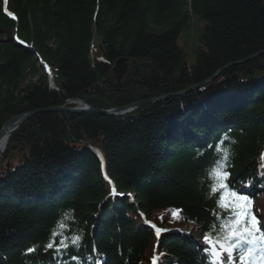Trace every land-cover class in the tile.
Listing matches in <instances>:
<instances>
[{"label": "trees", "instance_id": "obj_1", "mask_svg": "<svg viewBox=\"0 0 264 264\" xmlns=\"http://www.w3.org/2000/svg\"><path fill=\"white\" fill-rule=\"evenodd\" d=\"M229 64L131 113L54 110L120 108ZM31 111L0 155V264H211L204 234L233 215L210 189L218 160L264 231V0H0V129Z\"/></svg>", "mask_w": 264, "mask_h": 264}, {"label": "snow or ice", "instance_id": "obj_2", "mask_svg": "<svg viewBox=\"0 0 264 264\" xmlns=\"http://www.w3.org/2000/svg\"><path fill=\"white\" fill-rule=\"evenodd\" d=\"M7 14L15 19L12 13L8 12ZM222 167L223 164L218 160L208 170L209 178L214 181L210 189L213 194L220 192L217 206L224 211H231L233 215L219 225V231L214 225L210 232L204 234V241L209 246L206 251L210 254L211 264H224V254H227L228 264H232L233 259L236 258L239 259L240 264H264V231L259 227L256 216L249 215L251 203L247 197L237 195L230 190L227 194L223 192L227 185L222 181L226 179L227 173H221ZM241 201L243 204L240 203ZM176 215L177 213L174 212L173 216ZM60 226L66 227L67 225L60 224ZM159 231L157 229L158 234ZM55 234L53 233V235ZM80 239L79 235H75L71 237V243L78 245ZM242 245H247V248L238 257H234L233 253ZM67 246L68 244L64 240H60L59 243H48L46 248L55 247L57 251H60ZM28 251H35V248H30ZM153 264H155V258H153Z\"/></svg>", "mask_w": 264, "mask_h": 264}, {"label": "water", "instance_id": "obj_3", "mask_svg": "<svg viewBox=\"0 0 264 264\" xmlns=\"http://www.w3.org/2000/svg\"><path fill=\"white\" fill-rule=\"evenodd\" d=\"M239 63V62H237ZM237 63H233V64H237ZM233 64H229L227 66H224L222 67L221 69L217 70L214 74H212L209 78L203 80L202 82H199L197 84H194L190 87H188L187 89L185 90H180L178 92H173L171 94H164V95H161V96H158V97H153V98H148V99H145V100H141V101H138V102H133V103H130L128 105H125L121 108H118V109H114V110H110V111H104V110H99V109H95V108H92V107H84V108H81V107H77V108H66L64 106H61V107H56L54 108V110H59V111H65V112H83V111H91V112H101V113H108V114H116V113H122V112H125V111H129V110H133L135 108H138L140 106H143L145 104H150V103H156V102H159V101H164L168 98H170L171 96H178V95H181L183 93H186L188 91H191L193 89H197L199 87H202L204 85H206L207 83H209L216 75H219V73L225 69L226 67L230 66V65H233ZM127 69V60L124 59V58H119L115 61L114 65H113V72L117 75V77H120L121 75H123L125 73ZM78 102H82L80 100H77ZM36 111H31V112H27V113H23V114H19V115H16V116H13L11 118H9L7 121H5V123L2 125L1 129H0V135L2 133V131L6 128H10V132L11 131H14L17 127H19L25 120L26 118H28L29 116L35 114Z\"/></svg>", "mask_w": 264, "mask_h": 264}, {"label": "rangeland", "instance_id": "obj_4", "mask_svg": "<svg viewBox=\"0 0 264 264\" xmlns=\"http://www.w3.org/2000/svg\"><path fill=\"white\" fill-rule=\"evenodd\" d=\"M189 34L191 35V37L193 36V30L191 28L189 29ZM192 40L190 38V40L187 41V43H189V46L188 47L193 49L194 43H193ZM189 50H186V55H187V61H188V63L191 64L194 61V53L190 52ZM169 94H171V93H169ZM183 230H185L186 232H188V234H190V236H195L194 230L193 229H190V226L183 227Z\"/></svg>", "mask_w": 264, "mask_h": 264}, {"label": "bare ground", "instance_id": "obj_5", "mask_svg": "<svg viewBox=\"0 0 264 264\" xmlns=\"http://www.w3.org/2000/svg\"><path fill=\"white\" fill-rule=\"evenodd\" d=\"M185 90V89H184ZM178 92V91H176ZM10 128H6L2 131L0 135V153L4 151V148L6 146L7 138L10 134Z\"/></svg>", "mask_w": 264, "mask_h": 264}]
</instances>
